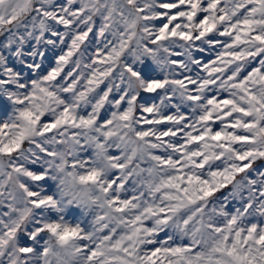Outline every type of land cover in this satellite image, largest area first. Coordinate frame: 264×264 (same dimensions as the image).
<instances>
[{
	"label": "snow or ice",
	"instance_id": "snow-or-ice-1",
	"mask_svg": "<svg viewBox=\"0 0 264 264\" xmlns=\"http://www.w3.org/2000/svg\"><path fill=\"white\" fill-rule=\"evenodd\" d=\"M0 264H264V0H0Z\"/></svg>",
	"mask_w": 264,
	"mask_h": 264
},
{
	"label": "rangeland",
	"instance_id": "rangeland-1",
	"mask_svg": "<svg viewBox=\"0 0 264 264\" xmlns=\"http://www.w3.org/2000/svg\"><path fill=\"white\" fill-rule=\"evenodd\" d=\"M204 55V57H205V60L207 61V59H209V58H212V59H214L215 58V52H206V53H204L203 54ZM104 86L103 85H101V88H103ZM146 95H155V94H146ZM185 111H187V109H185ZM161 127H163V126H161ZM112 152H113V154H117L116 153V150H111ZM90 154V153H89ZM71 218V217H70Z\"/></svg>",
	"mask_w": 264,
	"mask_h": 264
}]
</instances>
